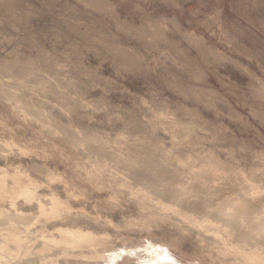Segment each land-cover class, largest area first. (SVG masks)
I'll return each instance as SVG.
<instances>
[{"label":"rangeland","instance_id":"374dc122","mask_svg":"<svg viewBox=\"0 0 264 264\" xmlns=\"http://www.w3.org/2000/svg\"><path fill=\"white\" fill-rule=\"evenodd\" d=\"M18 166L68 212L18 199L37 239L5 264L264 258V0H0V167ZM57 225L113 256L41 261Z\"/></svg>","mask_w":264,"mask_h":264},{"label":"bare ground","instance_id":"6f19581e","mask_svg":"<svg viewBox=\"0 0 264 264\" xmlns=\"http://www.w3.org/2000/svg\"><path fill=\"white\" fill-rule=\"evenodd\" d=\"M130 64L132 66V63ZM0 172H1L0 173V209L1 210L3 209L4 202H9L10 207L15 210V212L13 213L14 215L4 218L2 222H0L1 225L3 224L2 226H0V261H2V264L3 263L5 264L7 261L6 259H4L5 255H7L8 253L10 255H16L18 253V256L23 257L24 255H27V253L17 252L19 251V248L22 247L24 251L29 250V248L27 247L29 246L30 243H32V238H35L33 239V242L34 240L37 239L35 233L31 232V235L28 234L29 227L35 222L26 225H20L12 221V220L20 221V219L18 218L23 215L20 213L19 208L17 207L18 199H21L26 205L27 204L31 205L32 203H36L40 214H44L45 216L52 217L51 219H63V220L66 219L68 206L65 205V203L61 201L57 196L50 193L49 196L47 197L50 201V205L49 208H46L43 199L40 198L41 195L39 196L37 192V187L39 186L38 182H36L33 178L29 177V175H27L24 171H22V169H20L19 166L13 168L12 172H9L5 168L0 167ZM51 177L53 176L51 175ZM40 232L41 234L39 233V235H40L42 247L34 250L33 255H35V253L40 255L41 261L43 260L51 261V263H54L56 261L55 259L57 258L55 257H50V258L45 257L46 253H43L44 254L43 257L42 254H39L37 252L42 249L51 250L52 243H62L66 247H71L74 250L78 249V252L76 254L73 252L69 253V255L71 256H78L86 259L89 258L95 259L100 257L113 256L112 252L110 253L108 251L107 252L96 251L98 244L99 245L105 244L107 242L108 235L106 234V232L105 233L100 232L101 234L100 233L98 234L97 232L90 229H84L76 226H61V225L55 226L53 231L52 230L48 231L47 229L43 228ZM54 233H57V236H55ZM9 246H12L13 248H10ZM80 246H87L92 251V253L88 255L82 252L81 251L82 248H78ZM236 248L237 247H235L236 252H239L240 249L239 248L236 249ZM7 250L8 253L6 254L5 251ZM66 252L67 250L63 249L62 253L59 254H64ZM2 253H3V259H2ZM244 255L246 256L245 257L246 259L250 260L248 262L250 264H264V258H257L255 255L251 253L250 254L245 253ZM31 263L33 262H28V264ZM248 263L246 262V264Z\"/></svg>","mask_w":264,"mask_h":264}]
</instances>
